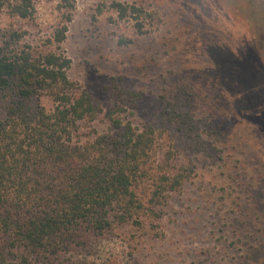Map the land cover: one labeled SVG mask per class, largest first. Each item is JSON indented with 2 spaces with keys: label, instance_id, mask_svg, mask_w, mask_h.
Masks as SVG:
<instances>
[{
  "label": "rangeland",
  "instance_id": "obj_1",
  "mask_svg": "<svg viewBox=\"0 0 264 264\" xmlns=\"http://www.w3.org/2000/svg\"><path fill=\"white\" fill-rule=\"evenodd\" d=\"M33 1L31 19L3 13L0 43L13 30L17 47L68 57L69 79L104 114L152 129L160 157L189 175L146 235L117 230L72 263L264 264V0H76L62 44L51 41L61 0ZM114 3L146 16L120 18ZM178 84L203 97L192 131L166 114Z\"/></svg>",
  "mask_w": 264,
  "mask_h": 264
},
{
  "label": "trees",
  "instance_id": "obj_2",
  "mask_svg": "<svg viewBox=\"0 0 264 264\" xmlns=\"http://www.w3.org/2000/svg\"><path fill=\"white\" fill-rule=\"evenodd\" d=\"M75 3L61 0L66 21L56 26L52 42L65 41ZM112 7L120 18L146 16L136 6ZM6 10L31 19L36 6L33 0H0V19ZM136 25L142 33L143 22ZM2 37L0 264H98L72 258L93 255L120 229L146 235L189 175L160 157L152 129L127 122L121 108L104 114L69 79L68 57L40 46L17 47L20 35L13 30ZM181 86L163 97L166 114L192 131L203 97ZM193 96L195 103L188 100ZM102 117L104 131L98 127Z\"/></svg>",
  "mask_w": 264,
  "mask_h": 264
}]
</instances>
